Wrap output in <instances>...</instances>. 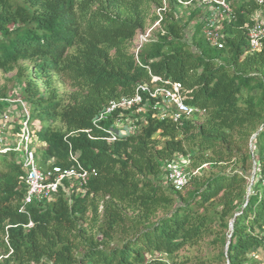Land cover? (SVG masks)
I'll list each match as a JSON object with an SVG mask.
<instances>
[{"label": "trees", "instance_id": "1", "mask_svg": "<svg viewBox=\"0 0 264 264\" xmlns=\"http://www.w3.org/2000/svg\"><path fill=\"white\" fill-rule=\"evenodd\" d=\"M227 3L218 49L201 10L185 20L175 0L159 13L161 0H0V72L13 73L0 112L18 97L42 124V171L72 166L70 153L96 171L25 205L24 153H0V264H182L203 246L206 264H264V42L248 47L264 4ZM159 19L137 62L135 36ZM152 76L181 83L195 113L128 111L134 133L107 141L95 117ZM175 159L191 174L180 190L165 179Z\"/></svg>", "mask_w": 264, "mask_h": 264}, {"label": "built area", "instance_id": "2", "mask_svg": "<svg viewBox=\"0 0 264 264\" xmlns=\"http://www.w3.org/2000/svg\"><path fill=\"white\" fill-rule=\"evenodd\" d=\"M162 8L157 12L165 11L169 0H161ZM257 4H264V0H254ZM179 5L188 8L196 5L201 8H209L213 12L207 19H204L203 35L206 41L213 47L222 48V34L220 23L225 15L230 12L227 0H175ZM161 19V17H160ZM160 19L143 32H139L134 40L135 60L139 62L138 51L143 42L150 35L152 29L159 25ZM133 40V41H134ZM264 42V23L257 21L248 31V47L251 52L259 51ZM21 106L22 113L28 116L27 108L20 98L12 101ZM150 108L158 115L161 120L170 118L173 122L179 123L183 119L191 117L195 110L189 107L185 102V94L181 83L171 80H162L160 77L152 76L150 83H139L132 96L122 97L111 101L93 120V125L102 129L106 134V140L110 142L117 141L121 136L131 135L136 130L134 119L123 117L125 112H130L132 116L142 113L144 108ZM12 112L5 109L0 112V130L5 129L12 121ZM112 120L107 128L100 126L101 122ZM87 132V131H85ZM32 139V132L29 124L24 120L20 133L17 135L15 142L10 146L7 138L0 137V153L5 154L12 149L21 151L23 156V169L25 172V184L27 193L25 196V205L32 203L34 200H49L59 189L65 180H74L81 191L86 181L96 176L94 169L84 167L77 156L70 153V160L73 163L68 168L57 165H51L47 170L42 171L37 163L36 152L33 151L29 144ZM165 179L174 189H182L189 181L190 173L181 165V160L175 159L166 164ZM197 171L193 172L196 174ZM31 226V224H29Z\"/></svg>", "mask_w": 264, "mask_h": 264}, {"label": "rangeland", "instance_id": "3", "mask_svg": "<svg viewBox=\"0 0 264 264\" xmlns=\"http://www.w3.org/2000/svg\"><path fill=\"white\" fill-rule=\"evenodd\" d=\"M194 8H195V5L192 7H188V9H180L179 12L181 13V18L186 20L188 18L189 12L195 11V10H193ZM197 8H199V10H201V13H199L198 16L195 17V20L200 19L203 16L202 12L205 10V8H201V7H197ZM255 15L260 21H262V22L264 21V11H258ZM195 20L192 22L193 24L197 23V22H195ZM134 44L135 45L137 44V42L135 40L132 42L133 47H134ZM12 75H13V73L7 74V73L0 72V89H2V88H6L8 90L11 89L12 83L9 80H10ZM13 99L14 98L12 97L10 101H12ZM6 109H8V111L12 112V114H11L12 121L9 125L5 126V129H3L2 131L0 130V137L7 138V140L14 143L17 135L21 131L22 122L25 120L26 115H24L22 113L21 107L15 103L9 102ZM195 123H200V122L195 121ZM41 127H42V124L40 125L39 123L36 124V126L30 127V129L32 131V139H31V142L29 144V147L33 151L38 152V153H40V151H41V147L39 145V137H40ZM182 165H183L185 170L188 169L187 163H184ZM198 172H199V170H198ZM204 247L205 246L195 247L194 249H187V250L182 251L180 253V258L177 259V262L181 261L182 264H206L204 261L208 255V253H207V248L206 247L204 248ZM218 252H219L218 249H216L213 251V254H216ZM260 255L263 256L262 253H260ZM227 263L228 262L226 261L225 264H227ZM217 264H224V263L219 262Z\"/></svg>", "mask_w": 264, "mask_h": 264}, {"label": "crops", "instance_id": "4", "mask_svg": "<svg viewBox=\"0 0 264 264\" xmlns=\"http://www.w3.org/2000/svg\"><path fill=\"white\" fill-rule=\"evenodd\" d=\"M213 12L211 11V9H209V8H205V10L202 12V14H203V17L205 18V19H207L209 16H210V14H212Z\"/></svg>", "mask_w": 264, "mask_h": 264}]
</instances>
